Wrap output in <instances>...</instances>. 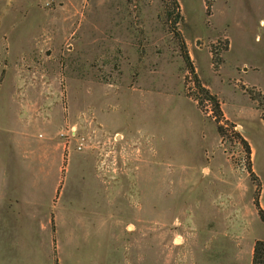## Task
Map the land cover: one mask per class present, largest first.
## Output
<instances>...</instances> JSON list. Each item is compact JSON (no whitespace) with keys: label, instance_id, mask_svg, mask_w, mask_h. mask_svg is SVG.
<instances>
[{"label":"rangeland","instance_id":"374dc122","mask_svg":"<svg viewBox=\"0 0 264 264\" xmlns=\"http://www.w3.org/2000/svg\"><path fill=\"white\" fill-rule=\"evenodd\" d=\"M177 3L0 0V224L26 264L87 263L128 228L251 264L264 0Z\"/></svg>","mask_w":264,"mask_h":264},{"label":"crops","instance_id":"0c3cea01","mask_svg":"<svg viewBox=\"0 0 264 264\" xmlns=\"http://www.w3.org/2000/svg\"><path fill=\"white\" fill-rule=\"evenodd\" d=\"M111 247L84 264H199L200 259L183 248L178 232L150 229L109 230ZM156 233V234H153ZM162 233H173V240L160 239ZM28 252L23 234L0 224V264H26ZM93 262V263H91ZM81 264V263H78Z\"/></svg>","mask_w":264,"mask_h":264},{"label":"trees","instance_id":"16d2710c","mask_svg":"<svg viewBox=\"0 0 264 264\" xmlns=\"http://www.w3.org/2000/svg\"><path fill=\"white\" fill-rule=\"evenodd\" d=\"M172 2L175 7L178 8L177 0H172ZM176 15L178 14L176 13ZM172 32L175 33L177 38H180V33L176 30V27L173 26ZM217 106V103H215V109H217ZM247 153L248 155L250 154V150L248 147ZM248 170L251 171L250 166L248 167ZM254 203L260 215V219L264 221V211L262 210V208H260L257 198L254 199ZM251 264H264V239H257L254 242Z\"/></svg>","mask_w":264,"mask_h":264}]
</instances>
